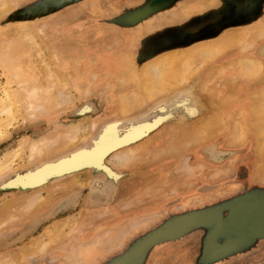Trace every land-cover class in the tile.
I'll list each match as a JSON object with an SVG mask.
<instances>
[{"label":"rangeland","instance_id":"rangeland-1","mask_svg":"<svg viewBox=\"0 0 264 264\" xmlns=\"http://www.w3.org/2000/svg\"><path fill=\"white\" fill-rule=\"evenodd\" d=\"M263 110L264 0H0V264H264L156 235L264 195Z\"/></svg>","mask_w":264,"mask_h":264},{"label":"water","instance_id":"water-1","mask_svg":"<svg viewBox=\"0 0 264 264\" xmlns=\"http://www.w3.org/2000/svg\"><path fill=\"white\" fill-rule=\"evenodd\" d=\"M254 198L240 199L228 204L229 215L224 222L218 221V216L213 214L195 217L189 221H177L167 226L156 234L159 238H164L168 234L175 233L185 225L209 224L214 222V236L224 237L222 245L216 247L217 250H229L245 243L246 237H264V195L252 196Z\"/></svg>","mask_w":264,"mask_h":264},{"label":"bare ground","instance_id":"bare-ground-1","mask_svg":"<svg viewBox=\"0 0 264 264\" xmlns=\"http://www.w3.org/2000/svg\"><path fill=\"white\" fill-rule=\"evenodd\" d=\"M224 43H227V42H224ZM167 60V59H166ZM171 60V59H170ZM176 62V61H175ZM174 62V63H175ZM166 63V62H165ZM176 66V65H175ZM184 66V65H183ZM181 67V66H180ZM255 67V66H254ZM177 68V67H176ZM182 68V67H181ZM181 68H180V70H181ZM188 68V67H187ZM190 68V67H189ZM177 69H179V67L177 68ZM177 69H175V71H174V68H173V71H171V69H168V68H165V69H163V68H161V66H160V64H158L156 67H155V70H159V78H158V81L160 80V82L161 81H164V80H168V79H173L174 78V75L175 74H173V73H177V75H179L180 76V74L178 73V71H177ZM184 69V68H183ZM186 70V69H185ZM183 71V70H182ZM188 72V71H187ZM186 72V73H187ZM183 73V72H182ZM177 75H175V77H177ZM178 76V77H179ZM183 77V76H182ZM159 83V82H158ZM264 111V110H263ZM262 118V120H264V114H263V116L261 117Z\"/></svg>","mask_w":264,"mask_h":264}]
</instances>
